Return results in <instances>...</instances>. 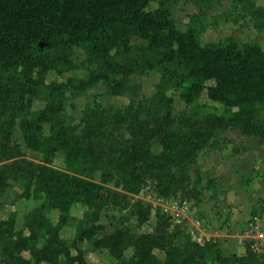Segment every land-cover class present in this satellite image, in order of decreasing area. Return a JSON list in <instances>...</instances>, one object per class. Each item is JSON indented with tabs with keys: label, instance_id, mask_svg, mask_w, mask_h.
<instances>
[{
	"label": "trees",
	"instance_id": "obj_1",
	"mask_svg": "<svg viewBox=\"0 0 264 264\" xmlns=\"http://www.w3.org/2000/svg\"><path fill=\"white\" fill-rule=\"evenodd\" d=\"M188 1L197 13L181 31L166 7L179 0H0V198L12 182L21 190L18 199L39 202L24 216L20 233L15 212L0 219V264H87L81 242L106 252L115 264H264L248 243L243 255L224 256L212 241H183L165 214H157L152 234L136 236L128 225L130 218L137 226L149 220L150 207L133 200L147 181L160 197L202 201L201 180L192 182L189 169L203 150L219 149V132L237 130L264 145V118L258 115L264 106V48L232 37L202 44L209 12L221 0ZM229 1L226 21L249 19L264 32V11L255 0ZM150 5L157 8L148 10ZM133 38L144 45H133ZM74 48H81L95 69L84 79L46 86L50 71L63 75L75 69L69 61ZM58 50L61 61L52 59ZM154 70L160 77L152 97L141 96L123 110L86 105L78 125L65 124L67 94L78 99L101 84L112 97L136 95L140 86L130 85V77ZM43 91L45 106L34 112L26 98ZM169 92H180L190 111L175 118ZM203 92L230 110L231 119L200 118ZM16 125L42 164L23 159L12 144ZM57 156L64 171L51 167ZM74 206L83 210L77 221L71 216ZM51 212H57L55 223ZM108 212L126 217L120 228L102 235L100 217ZM258 215H264V199ZM72 222L73 239H62L60 232ZM128 250L132 255L126 258Z\"/></svg>",
	"mask_w": 264,
	"mask_h": 264
},
{
	"label": "rangeland",
	"instance_id": "obj_2",
	"mask_svg": "<svg viewBox=\"0 0 264 264\" xmlns=\"http://www.w3.org/2000/svg\"><path fill=\"white\" fill-rule=\"evenodd\" d=\"M166 7L171 12L177 28L181 31L187 29L189 17L197 13V8L190 4L188 0H179L176 6ZM156 8V5H150L148 10ZM231 11V3L228 0H222L219 5L210 10V18L207 21L208 28L200 35L202 44L220 43L230 36V34H227L226 27H221L217 32L215 29L218 28V24H233L225 20L227 14ZM210 31L215 32L210 35ZM208 33L209 35L206 36ZM132 44L136 46L144 45L143 42L135 38L132 39ZM62 54L63 51L58 50L52 56V59L61 61L60 56ZM69 61L72 62L75 69L63 75L50 71L45 78L46 86L52 83H65L70 77L84 79L95 69V65L87 58L81 48H74L71 51ZM159 77L157 70L144 76H131L130 85L140 86L139 93L136 95L112 97L106 93V88L101 84L94 89L87 90L78 99H72L67 94L63 103L65 124L67 126L78 125L86 105L98 104L103 108L113 107L117 110H123L131 102L138 101L141 96L152 97L156 93L155 87L159 82ZM33 78L38 81L42 76L38 71H34ZM41 94L36 98H26L27 106L34 112L42 110L45 106L43 97L45 91ZM168 95L173 100V116L175 118H178L184 112L190 111V107L181 101L180 92H169ZM199 104L202 105L199 110L200 118L207 114H217L225 116L229 120L231 119V111L221 104L208 101L205 92L202 93ZM258 115L260 118H264V106L259 109ZM48 128L47 124L43 125L44 135H48ZM11 140L12 144L19 146L23 159L37 165L42 164V156L25 147L18 125L14 128ZM217 141L219 149L206 148L201 153L197 163L189 169V177L192 182L198 177L201 180L199 191L202 194V201L197 203L194 200L188 201L181 198L186 202L188 212L182 224L173 223L172 226L175 227V230L179 229L183 233L181 236L183 241L190 240L187 232H193L196 239H201V244L207 241L216 243L224 256L233 254L241 256L245 252V244L248 243L244 239L246 230L256 219L260 222L264 233V215H258L260 201L264 199V145H259L257 139L243 137L237 130L219 132ZM51 167L64 171L65 166L62 158L57 156ZM98 179L97 174L95 181L97 182ZM20 192L18 185L11 182L10 188L0 198V219H6L11 212H15L16 233H20L23 229L24 216L39 204V202L33 200L18 199L17 195ZM133 200L149 206L150 217L143 226H137L135 218H130L128 225L136 236L152 234L157 214H164L160 204V196L155 191V184L152 181H147L139 195L134 196ZM82 211L81 207L74 206L71 210L73 220L80 219ZM49 217L55 223L57 212H51ZM125 217L126 215L123 213H103L100 217V224L104 226V231L101 234H110L120 228ZM74 223L72 222L68 228L61 231L60 236L63 239L70 241L73 238ZM82 248L85 250L87 264L116 263L106 252L93 251L87 244H83ZM131 255V250L125 253L126 258L131 257ZM156 255L163 258L161 253L156 252ZM22 256L25 259H30L27 253Z\"/></svg>",
	"mask_w": 264,
	"mask_h": 264
},
{
	"label": "built area",
	"instance_id": "obj_3",
	"mask_svg": "<svg viewBox=\"0 0 264 264\" xmlns=\"http://www.w3.org/2000/svg\"><path fill=\"white\" fill-rule=\"evenodd\" d=\"M160 204L166 216L170 217L172 223L182 224L183 219L187 215L188 206L180 197H160ZM190 236V241L199 245L200 238H195L193 232H187ZM250 245V249L258 256L264 257V233L261 229L258 219L254 221L246 230L245 238Z\"/></svg>",
	"mask_w": 264,
	"mask_h": 264
},
{
	"label": "crops",
	"instance_id": "obj_4",
	"mask_svg": "<svg viewBox=\"0 0 264 264\" xmlns=\"http://www.w3.org/2000/svg\"><path fill=\"white\" fill-rule=\"evenodd\" d=\"M255 5L257 7H260L264 11V0H255ZM240 22H239L240 24L239 23L238 24H218V28L215 29V31L217 32L218 30L221 29V27H224V28L226 27L225 29L228 30L227 34H230V36H228V37L234 38L238 43H258L262 48H264V32H262V33L257 32L254 29L253 23L249 19H247L246 21H240ZM215 31H210V35H212L213 34L212 32H215ZM207 35H209V33L206 34V36ZM228 37H226V38H228ZM210 44H212V43H210ZM66 228H68V227H66ZM83 244H87V243L86 242L79 243V247L81 249H83L82 248Z\"/></svg>",
	"mask_w": 264,
	"mask_h": 264
}]
</instances>
